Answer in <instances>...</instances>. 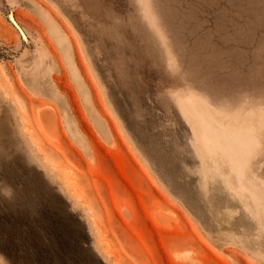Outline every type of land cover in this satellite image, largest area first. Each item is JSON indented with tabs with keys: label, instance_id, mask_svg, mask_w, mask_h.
<instances>
[{
	"label": "rangeland",
	"instance_id": "obj_1",
	"mask_svg": "<svg viewBox=\"0 0 264 264\" xmlns=\"http://www.w3.org/2000/svg\"><path fill=\"white\" fill-rule=\"evenodd\" d=\"M0 264H264V0H0Z\"/></svg>",
	"mask_w": 264,
	"mask_h": 264
},
{
	"label": "bare ground",
	"instance_id": "obj_2",
	"mask_svg": "<svg viewBox=\"0 0 264 264\" xmlns=\"http://www.w3.org/2000/svg\"><path fill=\"white\" fill-rule=\"evenodd\" d=\"M12 18V17H11ZM10 18V22L12 21V19ZM14 20V19H13ZM12 25V22L10 23ZM15 25V24H14ZM13 26V25H12ZM16 26V25H15ZM20 33L21 35H23V32L20 30ZM24 37V35H23ZM48 112V111H47ZM49 113V112H48ZM51 113V112H50ZM52 114V113H51ZM45 117V116H44ZM41 118V117H40ZM53 120L52 121H55L54 119V116H52ZM51 116L49 117H46L45 120H44V125L45 127H48L49 125V128L51 129L50 125L54 126L53 124H51L52 122L49 121V119L51 120L52 119ZM93 119V117H92ZM41 121V120H40ZM95 121V124L96 126L98 127V129L100 130V132L104 133L105 134V130H104V127L103 125L101 124L100 121H98L97 118L94 119ZM42 125H43V122H41ZM55 124V123H54ZM47 125V126H46ZM217 128L220 127V125H216ZM54 128V127H53ZM73 128V127H72ZM249 133H238L235 129V127H231V128H227V129H224V134H223V137L226 138L227 140L230 141V143H235L237 145H242V146H245V145H249L251 144V137L248 135ZM234 146V145H233ZM84 148V147H83Z\"/></svg>",
	"mask_w": 264,
	"mask_h": 264
},
{
	"label": "trees",
	"instance_id": "obj_3",
	"mask_svg": "<svg viewBox=\"0 0 264 264\" xmlns=\"http://www.w3.org/2000/svg\"><path fill=\"white\" fill-rule=\"evenodd\" d=\"M34 246L33 247H36V244H33ZM35 249V248H34ZM5 254V253H4ZM6 255V258L7 259H11L12 258V256H11V254L9 253V254H5ZM51 259H52V257H51Z\"/></svg>",
	"mask_w": 264,
	"mask_h": 264
}]
</instances>
